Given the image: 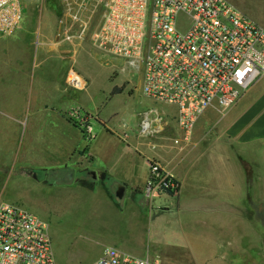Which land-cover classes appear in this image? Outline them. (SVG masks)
I'll use <instances>...</instances> for the list:
<instances>
[{
  "label": "crops",
  "instance_id": "1",
  "mask_svg": "<svg viewBox=\"0 0 264 264\" xmlns=\"http://www.w3.org/2000/svg\"><path fill=\"white\" fill-rule=\"evenodd\" d=\"M87 11L93 13L85 3L79 13L83 15ZM259 25L264 29V25ZM24 28L21 23L15 33ZM92 45L81 36L77 40L54 39L45 46L40 42L36 57L41 64L48 60L71 63L83 59L86 50L91 48L102 56L103 53ZM60 68L51 70V76L43 68L34 70L40 74L37 80L34 77L30 80V93L47 94V101L35 99L31 111L22 110L27 125L46 119L51 125H60L61 134L52 129L55 148L61 138L68 140L72 150L82 147L81 153L71 157V164L76 161L81 164L76 170L70 169L72 179L66 180V184L56 182V185H104L109 204H112L111 195L115 197V185H124V194L128 193L134 205L124 220L128 228L135 230L145 219L142 209L135 206V198L142 197L144 204L149 206L153 203L145 198L144 188L149 178V165L157 162L173 176L179 189L174 195L165 194L166 198L159 200L155 210L149 212L148 222L141 225L154 232L158 227L167 226L168 238L155 233L156 238H150L145 248L135 252L136 256L158 257L161 264H178L192 252L205 253L202 262L211 264H233L237 256L240 257L237 264H263L264 77L235 105L222 111L207 109L192 130L186 132L178 125L175 106L152 99L149 101L153 108L134 123L111 126L109 121L100 118L98 109L94 113L87 110L85 97L83 100L77 97L76 92L86 86L81 89L82 84L74 82L80 89L68 87L66 69ZM76 78L84 79V76L78 74ZM79 99L82 108L101 126L90 138L83 137L82 133L77 136L76 129L63 114L70 105L64 108L65 100ZM40 104L44 106L42 109L38 108ZM6 122L14 134L0 132L4 137L1 145L9 148L16 141L19 122ZM61 161L65 163L67 158L61 157L58 163ZM241 161L251 171L250 183ZM87 173L91 174L90 180L83 177ZM79 174L82 179L78 178ZM160 197L162 195L156 199ZM218 256L223 259L218 260Z\"/></svg>",
  "mask_w": 264,
  "mask_h": 264
},
{
  "label": "rangeland",
  "instance_id": "2",
  "mask_svg": "<svg viewBox=\"0 0 264 264\" xmlns=\"http://www.w3.org/2000/svg\"><path fill=\"white\" fill-rule=\"evenodd\" d=\"M227 1L257 24L264 25V0ZM86 4L93 13H78L76 18L84 23L80 26L79 22L73 21L65 0H22L24 31L0 36V132L14 134L6 121L19 122L15 134L18 139L14 137L16 141L9 148L1 145L4 137L0 133V204H17L45 222L56 264H90L105 246L136 255V251L147 246L150 238H156L155 233L157 236L165 234L164 237L168 238L169 231L167 226L164 229L158 227L155 232L150 227L141 228L144 221L148 222L149 212L155 210L159 200L166 198L164 195L153 199L150 206L144 204L142 197L136 196L137 204H134L142 209L145 219L134 230L128 228L124 220L134 208L127 192L122 199H116L112 194V204H109L104 185H56V182L68 183L66 173L81 165L77 161L74 165L70 162L72 156L82 152V147L72 150L68 140L61 138L55 148L51 135L54 129L56 133H62L60 125H51L47 119L27 125L22 114V110L33 109L35 99L47 101V94L30 93V80L33 77L37 80L36 76L40 74L34 70L40 67L50 74L57 66L66 69L65 81L70 88H74L71 81L78 74L84 76L86 81L82 80L86 88L76 92L77 97L81 100L85 97L87 110L94 113L98 109L100 118L109 121L111 126L134 123L153 108L150 98L142 93V70L130 67L123 59L101 56L91 48L77 62L48 60L39 63L36 56L40 52V42L45 46L54 39L77 40L81 36L92 44L91 36L101 23L102 11L92 3ZM188 23L186 17H179L181 29ZM115 88L119 90L116 94L112 93ZM79 103L80 99L65 100L63 107L70 105L63 114L76 129L77 136L82 133L83 137L90 138L101 126ZM43 107L40 104L38 108ZM75 110H79L80 117L71 115ZM88 127L93 128L89 130ZM61 157L67 158V162L58 163ZM51 172L60 179L50 176ZM118 185H115L114 193ZM205 256V253L189 252L178 264H211L202 262ZM217 258L223 259L221 256ZM239 259L237 256L236 260ZM236 260L233 264H237Z\"/></svg>",
  "mask_w": 264,
  "mask_h": 264
},
{
  "label": "built area",
  "instance_id": "3",
  "mask_svg": "<svg viewBox=\"0 0 264 264\" xmlns=\"http://www.w3.org/2000/svg\"><path fill=\"white\" fill-rule=\"evenodd\" d=\"M65 1L80 26L84 23L76 15L86 2L102 11L92 44L103 55L142 70V93L175 106L178 125L186 132L207 109L235 105L264 77V29L227 0ZM181 16L189 20L182 29ZM23 18L22 0H0V36L13 34ZM71 115L80 117L79 110ZM178 189L159 163L149 165L148 201ZM0 264H56L45 222L7 202L0 204ZM90 264L161 263L158 257L105 246Z\"/></svg>",
  "mask_w": 264,
  "mask_h": 264
},
{
  "label": "water",
  "instance_id": "4",
  "mask_svg": "<svg viewBox=\"0 0 264 264\" xmlns=\"http://www.w3.org/2000/svg\"><path fill=\"white\" fill-rule=\"evenodd\" d=\"M93 176H95V175L93 174ZM72 177H73V175L71 172H67L65 175V178L69 179V180H71ZM124 193H125V186L122 184L118 185L117 190L115 191V197L117 199H122L124 196Z\"/></svg>",
  "mask_w": 264,
  "mask_h": 264
},
{
  "label": "trees",
  "instance_id": "5",
  "mask_svg": "<svg viewBox=\"0 0 264 264\" xmlns=\"http://www.w3.org/2000/svg\"><path fill=\"white\" fill-rule=\"evenodd\" d=\"M118 91H119L118 88H115V89L113 90V93H116V92H118ZM241 164H242V166H243V169H244L245 172L247 173V179H248V182L250 183V180H251V171H250L248 165H247L245 162L241 161ZM171 195H172V194H171Z\"/></svg>",
  "mask_w": 264,
  "mask_h": 264
},
{
  "label": "flooded vegetation",
  "instance_id": "6",
  "mask_svg": "<svg viewBox=\"0 0 264 264\" xmlns=\"http://www.w3.org/2000/svg\"><path fill=\"white\" fill-rule=\"evenodd\" d=\"M72 175H73V174H72ZM50 176H53L55 179H60L59 176L55 175V172H54V173L51 172ZM90 176H91V174H90V173H87V174H86L85 176H83V177L86 178L87 180H90V179H89ZM78 178L82 179V177L80 176V174H79ZM84 178H83V180H85Z\"/></svg>",
  "mask_w": 264,
  "mask_h": 264
},
{
  "label": "bare ground",
  "instance_id": "7",
  "mask_svg": "<svg viewBox=\"0 0 264 264\" xmlns=\"http://www.w3.org/2000/svg\"><path fill=\"white\" fill-rule=\"evenodd\" d=\"M76 80H77V83H78L77 85H81V84L83 85V82H82L81 79L75 77V78L73 79V81H76Z\"/></svg>",
  "mask_w": 264,
  "mask_h": 264
}]
</instances>
